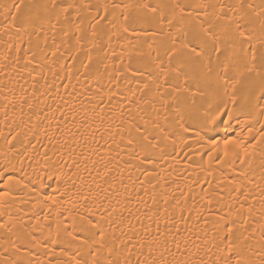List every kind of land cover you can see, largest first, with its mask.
Listing matches in <instances>:
<instances>
[{
  "label": "snow or ice",
  "instance_id": "obj_1",
  "mask_svg": "<svg viewBox=\"0 0 264 264\" xmlns=\"http://www.w3.org/2000/svg\"><path fill=\"white\" fill-rule=\"evenodd\" d=\"M0 264H264V0H0Z\"/></svg>",
  "mask_w": 264,
  "mask_h": 264
}]
</instances>
